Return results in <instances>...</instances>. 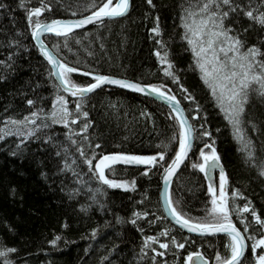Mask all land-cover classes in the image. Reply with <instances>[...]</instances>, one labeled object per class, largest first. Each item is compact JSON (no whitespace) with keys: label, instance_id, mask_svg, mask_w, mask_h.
Here are the masks:
<instances>
[{"label":"trees","instance_id":"16d2710c","mask_svg":"<svg viewBox=\"0 0 264 264\" xmlns=\"http://www.w3.org/2000/svg\"><path fill=\"white\" fill-rule=\"evenodd\" d=\"M92 2L24 0L28 9L39 7L41 3L52 9L39 17L45 23L53 19L85 16L95 10H89ZM183 2L153 0V8L147 0H131V8L125 17L104 20L103 24L99 22L67 38L46 36L43 41L59 60L80 71L157 87L163 85L164 91L170 89V94L177 97L195 130L190 157L170 188L178 210L189 218L199 219L205 217L211 207L206 180L198 169L192 168V164L202 163L200 149L210 152L211 149L204 148V143L214 140L228 180L226 198L230 206L242 209L251 201L250 210L254 209L264 220V177L259 176L256 167L245 162L242 144L235 138L224 113L216 106L210 91L200 79L199 71L190 67L193 58L191 52L186 51L188 46L181 39L183 29L179 26ZM237 2L247 5L249 0ZM0 3L6 5L0 8V129L15 132L16 126L6 124V121L23 120L32 112H41L42 116L51 113L57 95L56 82L54 77H49L50 67L33 43L25 8L19 6L21 0H0ZM95 3L99 6L101 0H95ZM251 3L252 7H258L257 0H251ZM260 10L264 11V8ZM157 17L160 36L151 31L157 26ZM239 20L244 27L252 23L242 14ZM244 38L248 46L257 45L264 50L261 44L264 42V29L259 25L248 27ZM77 40L80 42L77 43ZM157 40H162L164 46L157 44ZM158 51L161 55L168 53L180 84L173 83L171 77L164 75L166 64L158 59ZM9 64L11 67L7 66ZM72 79L82 85L93 82L76 75H72ZM181 85L192 93L196 103L184 98ZM59 94L65 97L75 115L76 98L67 93ZM28 99L35 102L33 106L27 104ZM197 104L201 109L199 113L194 111ZM83 110L88 112L87 120L91 123L86 133L91 146L82 136H73L72 139L84 147L89 158L94 153L97 156L113 153L158 156L165 151V158L170 162L175 150H178V141L171 139L174 134L178 135L174 115L152 99L119 88H102L85 97ZM246 112V119L252 123L242 127L254 146L257 157L254 163L259 164L264 162V102L253 96ZM194 115L199 118L193 120ZM83 123L81 118L70 127L79 131ZM253 123L259 131L253 130ZM43 124L48 127H43ZM35 127L40 128L36 135L26 137L27 131ZM205 130L211 133L210 138L200 135ZM21 131L24 136L5 135L0 140V250L16 249L8 254L10 264H153L152 257H155L156 264H183L184 257L192 251H199L209 264H215L217 253L223 257L230 255L224 247L227 237L190 236L163 216L159 204L162 167L151 169L147 176L142 173L148 169L116 167L115 175L109 170L106 172L108 178L118 182L128 181L129 184L135 181L134 190L111 189L101 185L98 178L89 172L88 166L67 139V128L52 124L50 119H37L36 125H23ZM95 143H100L102 147L96 149ZM17 145L20 147L17 148ZM61 145L69 149L71 158L77 160L72 167L80 173V183H76L77 177L71 172L60 171L64 161L56 152ZM164 145H167L166 149ZM12 152L16 154L12 155ZM216 182L218 185L219 178ZM90 188H99L104 195L97 194L93 200V193L88 191ZM74 189L77 194L70 195ZM234 191H238L244 199L234 198ZM133 213H147V216L142 215L133 225L128 223L135 218ZM241 215L251 222L250 232L259 229L250 213ZM156 216L162 218L157 220ZM232 220L243 232L244 225L235 212ZM166 228L169 229V236L159 235ZM94 230L95 238L91 235ZM260 231L264 232V229ZM56 236L60 240L53 245ZM148 236L157 237L158 242L144 249L147 253L144 255L141 248ZM172 236L182 243L183 237H187L185 248L177 249L171 245ZM159 243H168L169 248L162 249ZM246 243L243 264H254L253 242L246 240ZM156 252L164 255L156 256ZM257 252H264V249H257ZM0 264H4L3 257H0Z\"/></svg>","mask_w":264,"mask_h":264},{"label":"snow or ice","instance_id":"6c2138e0","mask_svg":"<svg viewBox=\"0 0 264 264\" xmlns=\"http://www.w3.org/2000/svg\"><path fill=\"white\" fill-rule=\"evenodd\" d=\"M147 3L150 7H155L153 0H147ZM257 4L258 7H252L251 0H249L247 5L237 2V0H184L180 6L179 26L183 29L181 39L188 46L186 51H190L193 58L190 67L193 71H199L200 79L210 91L212 98L216 102V106L224 113V118L232 127L235 138L242 144L243 151L245 152V162L252 167H256L259 176L264 177V162L259 164L254 163L257 159L255 149L252 142L246 137L242 127L245 124L252 123L246 119L248 115L246 106L249 105L253 96H256L264 102V50L257 45L248 46L244 38L245 33L248 32V27L259 25L261 29H264V11L260 10L264 8V0H257ZM19 6L25 8L32 39L36 41L40 54L47 61L48 65H50V69H48L49 77L55 78L56 83L54 87L57 95L52 103V111L47 116H42L41 112H32L30 117L25 116L23 120L11 119L10 121H6V124L11 123L16 126L17 131L12 132L9 130L5 132L4 129H0V140H3L5 135L24 136L25 133L21 131L23 125H36L37 119H50L52 124H60L69 130L66 133V137L71 145L75 147V151L83 159V163L88 166L89 172L98 178L101 185H106L111 189H122L124 191L134 190L135 181L129 184L128 181L118 182L116 179L108 178L105 174L106 169L111 170L115 175L116 165H144L148 166V170L142 174L147 176L151 169L162 167V179L164 183V191L162 193L163 203L167 213L171 216L175 224L180 229L186 230L188 233H194L199 237L215 236L217 234H225L227 236L228 241L224 244V247L229 251L230 255L223 257L217 253L215 256V264H243L245 250L247 248L246 240L253 242L251 244V251L253 253L254 264H264V252H257V249H264V232L260 231V229H264V220H261L254 209L250 210L251 201H248L242 209L230 206L225 193V185L228 180L224 168L221 166L220 157L217 155L214 147V140L212 143H204V148H209L211 151L206 153L203 148L200 149L199 156L202 163L194 162L192 168L204 173L205 179H208L210 172L219 167V195H217L216 187L209 180L207 192L211 197V207L207 209L205 217L199 219L187 217L186 214L178 210V207L174 203L171 192L169 191L171 180L192 149L195 130L193 125L189 123V119L185 116L180 106V101L175 95L170 94L171 90L164 91L163 85L159 87L147 85L145 87L139 83L115 79L107 75L80 71L77 67L62 63L48 50L43 40L40 39L45 33H51L58 38H67L75 29L95 24L97 21L103 24L105 19L113 20L125 17L131 8V0H115V3L114 0H101L99 6L93 0L89 10H95L91 11V15L70 22L57 19H53L49 23L42 22L39 17L43 12L52 11L48 5L43 3L39 7L28 9L25 6L24 0H21ZM5 7L6 5L0 3V8ZM241 14L252 22L248 27H244L240 23L239 16ZM33 17L36 19L33 20ZM158 21L159 17H157V26L151 29L152 33L156 36L161 35ZM237 25L240 26L237 27ZM17 35L19 36L21 33H17ZM76 42L79 43L80 41L77 40ZM16 43L18 44L19 41ZM156 43L164 46L162 40H157ZM261 44L264 45V42H261ZM54 47L58 48L59 45H54ZM65 47H67V41L65 42ZM156 55L162 64H166L164 75L171 77L173 83L180 84L179 79L174 73V65L168 59V53L164 52L161 55L158 51ZM7 66L11 67L10 64ZM77 72L82 76H90L91 81L94 82H89L86 85L78 84L72 79V74ZM104 85H114L134 93L155 95L157 99L163 100L168 105L173 111L174 120L178 126V135L174 134L171 137L172 140L178 141V150H175V156L171 158L170 162L165 158V151H161L158 156L126 153L101 154L97 156L94 153L89 158L84 147L78 145L77 141L72 139L73 136H82L85 141H89V146H91L90 137L86 135L88 129L91 127V123L87 120L88 112L83 110V103L88 94L95 92ZM180 91L185 94L184 98L186 100L190 103H196L195 97L183 85H181ZM61 92L76 98L75 115L69 109L68 101L65 97L59 94ZM34 103L32 99L27 100V104L30 107ZM200 110V105L197 104L194 111L199 113ZM81 118H83L84 123L80 130H73L70 126L76 125L78 119ZM198 118V116H192L193 120ZM169 119H173V116H169ZM43 127H48V125L43 124ZM39 130V127L29 129L26 137L36 135ZM253 130L259 131L254 123ZM200 135L210 138L211 133L205 130ZM19 147L20 145H17V148ZM94 147L99 149L102 146L100 143H95ZM157 147L160 148L161 145H157ZM164 148L166 149L167 145H164ZM68 153L69 149L63 145L56 152V155L64 161V166L60 171L63 173L71 172L77 177L76 183H80V173L72 167V165L77 164V160L71 158ZM15 154V152H12V155ZM69 160H71V163H69ZM94 161H96L95 164L93 163ZM88 191L93 193V200H95L97 194L104 195L103 191L99 188L95 190L90 188ZM13 192H15L14 189ZM71 194H77L76 190L74 189ZM232 195L234 198L244 199L238 191H234ZM233 212L237 214L240 223L244 225L243 232L238 230L237 226L233 223ZM241 213H250L255 220V224L259 225V229L250 232L252 224L251 222H247ZM142 215L147 216V213H133L135 218L130 219L128 223L136 225L137 220L141 219ZM161 218V216H156L157 220ZM117 222H119V218ZM91 235L95 238V230ZM159 235L169 236V229L166 228ZM57 240H60L59 236L55 237L52 244L55 245ZM183 240V243L178 242L177 238L172 236L171 245L177 249H184L188 238L183 237ZM157 242V237H146L141 252L147 255L144 249L149 248L150 244ZM192 242L195 243V241ZM159 247L167 250L169 244L159 243ZM15 251L16 249L14 248L0 250V257L4 258V264H10V261L7 259L8 254L14 253ZM162 255L164 253L156 252V256ZM152 259L153 264H156L155 257H152ZM183 264H209V261L199 251H192L184 257Z\"/></svg>","mask_w":264,"mask_h":264},{"label":"water","instance_id":"95a60500","mask_svg":"<svg viewBox=\"0 0 264 264\" xmlns=\"http://www.w3.org/2000/svg\"><path fill=\"white\" fill-rule=\"evenodd\" d=\"M114 3H115V0H114ZM88 15H91V13H89V14H87V15H85V16H88ZM85 16H82V17H77V18H68V19H61L62 21H66V22H70V21H75V20H78V19H82V18H84ZM105 20H108V19H105ZM49 22H51V21H49ZM49 22H47V23H49ZM96 23H99V21H97ZM95 23V24H96ZM92 25H94V24H90V25H86L85 27H83V28H80V29H75L74 30V32L73 33H75V32H78V31H81V30H85V29H87V28H89L90 26H92ZM72 34V33H71ZM46 36H54L53 34H51V33H45L43 36H41V40H43V38L44 37H46ZM54 37H56V36H54ZM33 40V39H32ZM33 43H34V45L36 46V48L38 49V47H37V43H36V41L35 40H33ZM45 44V43H44ZM45 46L48 48V46L45 44ZM39 50V49H38ZM48 50L49 51H51L49 48H48ZM40 52V51H39ZM52 52V51H51ZM53 53V52H52ZM53 55H54V53H53ZM42 56V55H41ZM43 57V56H42ZM57 58V57H56ZM43 59H44V57H43ZM58 59V58H57ZM45 60V59H44ZM46 61V60H45ZM61 61V60H60ZM47 62V61H46ZM62 62V61H61ZM63 63V62H62ZM48 64V63H47ZM49 67H50V65H49ZM92 74H94V73H92ZM73 75H76V76H80V77H84V78H88V79H91V77L90 76H82V75H80L79 74V72H77V73H73ZM110 77V76H109ZM111 78H115V79H122V78H117V77H111ZM54 80H55V78H54ZM123 80H126V79H123ZM127 81H129V80H127ZM56 82V81H55ZM94 82V81H93ZM130 82H133V81H130ZM136 83V82H135ZM140 84V83H139ZM141 86H147V84H140ZM102 88H118V87H116V86H114V85H104V86H102L100 89H102ZM100 89H97L96 91H98V90H100ZM119 89H121V88H119ZM122 90H125V91H128V92H131V91H129V90H127V89H122ZM95 91V92H96ZM94 93V92H93ZM93 93H90V94H88L87 95V97L89 96V95H91V94H93ZM131 93H133V94H137V95H140V96H143V97H146V98H149V99H152V100H154V101H156V102H158V103H160V104H162L163 106H165L166 108H168L171 112H172V114H173V111L168 107V105L163 101V100H160V99H157L156 97H155V95H145V94H143V93H134V92H131ZM180 106H181V108H182V110L184 111V109H183V107H182V105L180 104ZM184 114H185V116L187 117V115H186V113H185V111H184ZM174 115V114H173ZM188 118V117H187ZM190 123V122H189ZM192 145H194V139H193V141H192ZM192 149H193V146H192ZM192 149L190 150V152H189V154H188V157L184 160V162L180 165V167L178 168V170L176 171V173L174 174V176L172 177V180H171V184H170V188H171V185H172V183H173V181H174V179L176 178V176H177V174L179 173V171L182 169V167L184 166V164L187 162V160H188V158L190 157V154H191V152H192ZM221 163V162H220ZM221 166H222V164H221ZM115 167H124V168H130V169H148V166H144V165H116ZM223 167V166H222ZM108 171V169H106L105 170V173ZM202 175H203V177L205 178V174L204 173H201ZM218 175V176H217ZM219 177V167L218 168H216V169H214V170H212L211 172H210V174H209V178L208 179H205L206 180V183H207V186H208V184H209V180H211V182L213 183V185H214V187H216V189H217V193H218V187H217V185H216V181H215V177ZM170 188H169V191H170ZM163 191H164V183H163V179H162V175H161V178H160V187H159V204H160V208H161V211H162V214H163V216L174 226V227H176V228H178L179 230H181L183 233H185V234H187V235H190V236H194V237H198V238H208V237H218V236H225V237H227L225 234H217V235H215V236H205V237H199V236H197L196 234H194V233H188L186 230H183V229H180L179 228V226L178 225H176L175 224V222L172 220V218H171V216L167 213V210L165 209V207H164V203H163V197H162V193H163ZM225 193L227 194V184L225 185ZM239 230V229H238ZM247 244V243H246ZM246 250H247V248H246ZM246 250H245V254H246Z\"/></svg>","mask_w":264,"mask_h":264},{"label":"rangeland","instance_id":"374dc122","mask_svg":"<svg viewBox=\"0 0 264 264\" xmlns=\"http://www.w3.org/2000/svg\"><path fill=\"white\" fill-rule=\"evenodd\" d=\"M97 24V23H96ZM110 77H112V76H110ZM81 78H84V77H81ZM118 78V77H117ZM123 79V78H122ZM127 80V79H126ZM130 81V80H129ZM134 82V81H133ZM141 84V83H140ZM171 112V111H170ZM172 113V112H171ZM189 159V158H188ZM186 164V163H185ZM184 164V165H185ZM203 176V175H202ZM217 178V176L215 177V179ZM205 179V178H204ZM172 186V185H171ZM217 187H218V191H219V184L217 185Z\"/></svg>","mask_w":264,"mask_h":264}]
</instances>
